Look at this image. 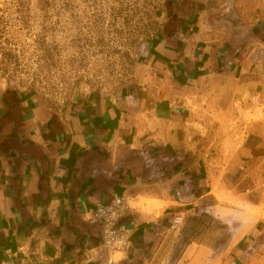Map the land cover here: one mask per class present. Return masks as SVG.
<instances>
[{
	"label": "crops",
	"instance_id": "obj_1",
	"mask_svg": "<svg viewBox=\"0 0 264 264\" xmlns=\"http://www.w3.org/2000/svg\"><path fill=\"white\" fill-rule=\"evenodd\" d=\"M221 1L239 6L226 37L203 22ZM172 3L139 71L119 89L67 107L32 91L0 95V264H106L89 214L115 195L148 200L122 220L130 242L114 264H156L176 243L185 245L180 264L257 262L264 233L256 228L226 255L194 237L190 219L180 235L169 228L175 216L229 208L197 206L216 200L221 120L246 117L247 108L240 116L231 109L264 93L263 66L254 60L264 53V0Z\"/></svg>",
	"mask_w": 264,
	"mask_h": 264
},
{
	"label": "rangeland",
	"instance_id": "obj_2",
	"mask_svg": "<svg viewBox=\"0 0 264 264\" xmlns=\"http://www.w3.org/2000/svg\"><path fill=\"white\" fill-rule=\"evenodd\" d=\"M172 2L0 0V95L8 89L32 91L67 107L92 92L119 89L139 71L148 44L172 16ZM238 11L239 6L226 1L217 3L216 9H206L205 31L228 36L229 28L237 24ZM254 60L264 70V53ZM262 92L255 101L247 97L241 101L243 106L235 104L233 115L240 116V111L247 108L246 117L221 120V135L215 137L222 143L218 156L223 160V167H215L219 171L211 177L216 200L202 201L197 208L208 209L216 204L229 208L221 210L217 206L209 209L210 214L198 210L195 213L200 215H184V222L190 219L196 225L197 234L193 236L212 240L219 254H228L255 228L264 233ZM218 93L220 102L223 93ZM249 104L256 107V112L250 111ZM146 200L139 198L132 206L143 209ZM151 208L146 204V212ZM180 234L182 231L175 235ZM261 241L255 264H264V234ZM176 244L156 264H180L185 245Z\"/></svg>",
	"mask_w": 264,
	"mask_h": 264
},
{
	"label": "built area",
	"instance_id": "obj_3",
	"mask_svg": "<svg viewBox=\"0 0 264 264\" xmlns=\"http://www.w3.org/2000/svg\"><path fill=\"white\" fill-rule=\"evenodd\" d=\"M133 201L130 197L115 195L106 203H98L89 214L90 222L99 228L102 241L99 252L102 253L101 259L106 256V264H114L116 255L129 245V231L121 222L135 208L132 206ZM184 224V217L178 215L173 218L169 229L172 233H180Z\"/></svg>",
	"mask_w": 264,
	"mask_h": 264
}]
</instances>
